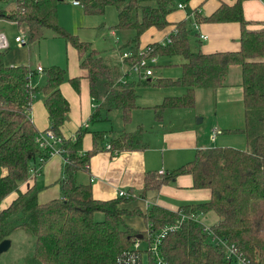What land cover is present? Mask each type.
<instances>
[{
	"label": "trees",
	"instance_id": "16d2710c",
	"mask_svg": "<svg viewBox=\"0 0 264 264\" xmlns=\"http://www.w3.org/2000/svg\"><path fill=\"white\" fill-rule=\"evenodd\" d=\"M5 1L10 0H0ZM13 1L16 3L13 9L0 7V18L25 24L28 44L40 43L47 29L54 30L71 44L77 50L81 68L88 70L91 95L100 101L91 122L106 119L101 115L103 107L119 109L124 128L111 138L110 131L85 127L73 137L65 138L62 127L69 119L71 104L61 85L69 80L79 91L81 77L68 78L65 67L53 65L44 69L45 82L33 87L31 81L37 76V70L24 64H6L8 49L0 50V243L10 239L13 232L27 229L36 240L33 251L24 256L22 264H118L119 256L133 248L136 238L151 243L163 227L178 222L181 212L190 216L215 211L220 220L211 226L186 218L179 229L166 235L157 254L149 253L148 264H236L215 238L235 244L249 259V264H264L263 247L256 240L260 234L257 223L264 228V28L250 27L244 14L246 0L223 2L209 16L196 14L199 23L232 22L240 26L239 49L213 52H204L199 41L194 45L191 20L170 21L178 3L186 0H80L88 14H103L109 5L117 8L118 22L112 28L131 32L124 44L132 53L125 60L127 65L160 56L184 58L180 77L154 80L140 75L138 81L122 79L123 63L109 60L92 41L83 40L59 24L60 0ZM173 24L176 31L170 33L169 41H155L140 49L142 36L149 29L163 30ZM234 64L242 68L245 124L240 131L246 138V148L198 149L192 160L162 177L147 172L142 191L144 195L181 174H191L196 188L211 190L208 201L185 204L177 211L158 205L143 211L124 206L132 197L95 198L92 184L78 176L89 168L95 154L106 150L107 143L111 144V151L149 147L143 138V126L134 132L125 129L139 107L138 85L185 87L183 94L167 96L152 107L155 119L162 120L166 109L194 107L198 88L222 86ZM38 93H42L49 113V129L61 139L59 147L64 157L60 179L62 196L47 202L39 201L41 187L32 185L21 189L29 180L31 170L43 166L50 158L49 150L39 145L40 132L32 119V105ZM88 132L92 133L93 146L84 151L83 140ZM13 192L17 196L1 208ZM97 213L104 215L103 220L96 219ZM127 216L142 217L149 228L134 229L127 224Z\"/></svg>",
	"mask_w": 264,
	"mask_h": 264
},
{
	"label": "crops",
	"instance_id": "0c3cea01",
	"mask_svg": "<svg viewBox=\"0 0 264 264\" xmlns=\"http://www.w3.org/2000/svg\"><path fill=\"white\" fill-rule=\"evenodd\" d=\"M223 2L232 4L235 0H186L185 7L183 9H177V11L170 15L169 19L171 22H178L188 18L195 11L199 12L200 15L209 16ZM72 4L74 6L75 16L84 17L78 5ZM0 7L2 8L1 5ZM244 14L250 22L251 28H264V0H246L244 2ZM200 24V31L208 35V39L202 41L195 36L193 43L195 45L199 41L201 49L204 52L239 49V24L232 22ZM6 27V24H0V28H2L0 32L7 34L5 32L7 30ZM175 28L173 24L163 30L154 27L149 29L142 36L141 47L144 48L155 41L164 43ZM75 32L80 34L78 30ZM113 34L116 35L115 32ZM7 37L10 43L9 50L13 42H11L8 34ZM93 37L96 38V36ZM165 37L166 39L164 41ZM95 38L88 41L94 42ZM15 43L18 45L16 38ZM65 46L67 47L65 68H67L68 78L81 77L79 91L74 88L69 80H66L61 85L63 94L71 104L69 119L63 125L62 133L65 138H70L80 128L92 129L89 121L91 122V116L99 103L90 93L88 70L81 68L77 50L69 43H66ZM100 51L105 54L108 50L100 49ZM111 53L115 55L116 52L113 50ZM32 60L33 54L30 48L13 53H10L9 50L5 57V62L8 65L16 66L27 63V65L37 70V76L31 81V85L34 87L43 84L45 67L41 63H38V67L34 68L31 65ZM115 60L121 62L120 54L115 55ZM182 63V59H178L177 64H173V62L169 63L168 65H179L181 71H178L176 74L168 73L167 75L170 76L163 77H171L174 79L180 77L182 75ZM39 67L43 70L39 71ZM125 72L124 70V76H122L124 80L127 77L125 76ZM171 75L175 76L172 77ZM156 87L160 89L165 88V90L158 91L152 97L150 103H138L139 107L134 110L133 120L130 123L132 124L138 119L142 110H151L153 115L151 122H149L150 124L146 125L145 122H139L135 130H132V128L129 130V132H134L143 126L145 128L143 138L149 144V147L145 150L119 151L116 153L107 149V143L105 145L106 150L95 154L89 163V168L85 171V181L92 184L95 198L109 200L118 197L119 191H125L128 193V197H132V199L124 203V206L130 210L139 208L143 211H146L154 205L177 211L185 204L208 201L211 197V190L207 188H196L191 174H181L175 180L163 184L158 189L149 190L142 195L146 173L155 172L158 177H162L164 174L160 173L161 170L169 173L182 166L192 160L195 157L196 151L201 148L214 146L246 148V138L240 131L245 124L242 68L240 65L234 64L230 67L222 86L216 88H198L196 90V104L194 107L166 109L162 120L155 119V112L152 107L160 104L167 96L183 94L185 87L179 84ZM118 112L119 109L108 110L106 107H103L101 109V115L106 119L101 120V123L95 129L110 131L109 138L119 134L124 127L119 126V128L115 129L114 127L110 128L108 123H102L109 122L112 114L119 115ZM32 119L39 132H44L50 128L49 113L46 109L42 93H38L35 96L32 105ZM86 123L88 126H84ZM148 125L151 129L147 128ZM125 129L127 128L125 127ZM216 130H220L221 132H216ZM92 146V133L88 132L83 140V149L84 151H88ZM63 166L64 157L62 155L57 154L51 156L33 178L30 176L29 180L21 185V189L26 190L32 185L41 187L39 192L40 202H47L51 199L61 197L60 179L62 178ZM11 195L15 198L17 193L13 192ZM11 195L10 197L13 198ZM134 218L140 219L141 221ZM199 218L202 223L209 226L220 220V217L215 211L202 214ZM126 222L129 226L139 231H144L149 228L148 224L140 216H127ZM257 227L258 229L260 228V233H264V228H262L261 223H257Z\"/></svg>",
	"mask_w": 264,
	"mask_h": 264
},
{
	"label": "rangeland",
	"instance_id": "374dc122",
	"mask_svg": "<svg viewBox=\"0 0 264 264\" xmlns=\"http://www.w3.org/2000/svg\"><path fill=\"white\" fill-rule=\"evenodd\" d=\"M73 1L74 0H64L61 1V3H59L60 5L58 7L59 8L58 22L61 26H63L65 29H67L69 32L73 34L78 33L75 32L76 30H78L80 32V34L79 33L78 34L83 40H93V38H95L93 36H96L93 43L98 49L108 50L105 52V55H107V57H109L112 61H115V55L120 54V60H121V56H123L124 52L131 51L129 47L124 46L125 40L129 35H131V32H124V30H118L116 28H112V26H114L118 22V11L114 5L107 6L105 13L103 14H88L85 12L82 4H79L78 8L80 9V12L83 13L84 17H79V16L77 17L74 14V8H73L74 6L72 4ZM0 5L3 8L10 10L16 6V3L13 0H10L5 2H0ZM0 24L7 25L6 27L7 30L5 32L8 34L11 42H13L11 48L9 49L10 53L17 52L22 49L27 50V48H30L31 53L33 54V60L31 61V65L34 68L38 67L37 66L38 63H41L45 67V69L56 64H59L62 67H66V59H67V47L65 46L66 42L64 39L60 38L54 30L47 29L45 37L41 40L40 43L37 44L26 43L25 45H23L24 47L21 46L22 47L21 48L20 45H17L15 43V38L17 36H24L27 41L28 40L27 26L25 24L19 25L17 23H12L11 21L3 18H0ZM114 32L116 35L113 34ZM195 36H196L195 29L192 28L191 40L193 42ZM165 39L166 37L164 38V41ZM140 49L143 48L141 47ZM113 50L116 52L115 55L111 53V51L113 52ZM20 57L22 56L20 55ZM178 59L184 60V58L181 56L157 57L156 62L153 64V66H151L153 73L149 77L153 78L154 80H157L158 78H161L163 76H170L167 75L168 73L176 74L178 71H181L179 65H168L171 62H173V64H177ZM122 62L123 61L121 60V63ZM22 64L27 65V63H22ZM47 64H53V65H47ZM122 70L123 72L124 70L125 71L128 70L126 64L123 65ZM43 76H44V80H43L44 83L45 74H43ZM142 76L143 78H146L144 75ZM171 76L173 77L175 75H171ZM176 76L178 77V75ZM139 77H140V73L132 71L126 77L125 80L138 81ZM151 85L137 86V92L140 95L138 96L139 97L138 103H150V100L158 91H162V89L165 90V88L160 89L156 87L159 85L156 86H151ZM159 87H163V86H159ZM98 103H100V101H98ZM115 113L112 114V118L109 122H102V123H108V126L110 128L114 127L115 129L119 128V126L124 127L121 111L119 110L118 112L119 115H116ZM152 113L153 112L151 110H142L138 116L137 119L138 122L136 120L132 124H129L128 126H126L127 128L126 130L129 131L130 128H132V130H135L139 122L141 123L145 122L146 125L150 124L149 122H151L152 120V115H153ZM100 123H101L100 121H97L95 123L89 121V124L91 125V128L93 130L97 128L98 124ZM147 128L151 129L149 125ZM78 176L80 179L85 180V171H81ZM9 197L10 195L1 204V208L8 206L11 203V201L14 199V196L13 198L10 197V199ZM103 218L104 215L102 213L96 214L97 220H103ZM136 220L141 221L140 219H136ZM262 235L264 236V234L261 233L257 234L256 240L263 247V254H264V237ZM10 239L12 242L11 246L9 247L8 250L4 251L1 254L0 264H22L24 256L33 251L36 237L33 233H31L27 229H19L12 233ZM143 246L145 249L146 247L145 242H143ZM143 264H148L147 255H145Z\"/></svg>",
	"mask_w": 264,
	"mask_h": 264
},
{
	"label": "built area",
	"instance_id": "2783aa9c",
	"mask_svg": "<svg viewBox=\"0 0 264 264\" xmlns=\"http://www.w3.org/2000/svg\"><path fill=\"white\" fill-rule=\"evenodd\" d=\"M74 4H81L80 0H74ZM178 9H183L185 7V2H179L178 3ZM196 14H200L199 12L195 11L191 13L187 19L191 20V27L195 29V33L197 34L198 38L200 40H207L208 35L202 33L200 31L201 24L197 21ZM176 31V28L175 30ZM173 31V32H174ZM170 40V34L167 38V41ZM16 42L18 45L23 46L27 43L26 38L24 36H17ZM10 47V43L8 40L7 35L4 32H0V50H5ZM132 53L130 52H124L123 56H121V60L123 61V65L126 64L125 60L129 59L131 57ZM157 57H152L150 59L144 58L141 59L133 64H126L128 70H126V73H131L132 71L140 73V75H144L145 77H149L152 75V68L151 66L156 62ZM43 69L39 67V71H42ZM127 76V75H125ZM123 79V78H122ZM84 126H88L86 123ZM216 132H221L220 130H216ZM37 140L39 142L40 147L48 149L49 153L48 156H54L57 154H60L63 156V150L59 147L61 144V139L57 138L53 131L50 129L40 132L39 136L37 137ZM108 149H111V144L107 145ZM114 152L118 153L119 150H114ZM42 162H45L43 158H41ZM42 167V164L39 167H35L31 170V178H33ZM161 174H165L164 170L160 171ZM119 196L121 197H128V193L125 191H119ZM192 218L195 220H200V214H192L190 216L184 214L181 212V217L178 220V222L174 224L167 225L163 227L154 237L153 241L151 243L144 241L141 238H136L134 241L133 248L130 250L125 251L122 255L118 258V264H143V261L145 259V255H147V259L149 260V253H155L157 254V250L159 248V245L161 244L162 240L166 237V235L171 232L179 229L183 223V221L186 218ZM199 218V219H198ZM206 229L208 230L209 227L206 226ZM215 240L218 241V244H221L224 246L228 253V257L235 260L236 264H249V259L245 256V254L235 245V244H228L226 241L222 240L221 238H215ZM143 242L146 243V247L144 249ZM159 255V253H158ZM155 255V256H158Z\"/></svg>",
	"mask_w": 264,
	"mask_h": 264
},
{
	"label": "water",
	"instance_id": "95a60500",
	"mask_svg": "<svg viewBox=\"0 0 264 264\" xmlns=\"http://www.w3.org/2000/svg\"><path fill=\"white\" fill-rule=\"evenodd\" d=\"M60 1H62V0H60ZM201 120V119H200ZM140 237H142V235H140ZM11 239H5V240H3L1 243H0V256H1V254L4 252V251H6V250H8L9 249V247L11 246Z\"/></svg>",
	"mask_w": 264,
	"mask_h": 264
}]
</instances>
